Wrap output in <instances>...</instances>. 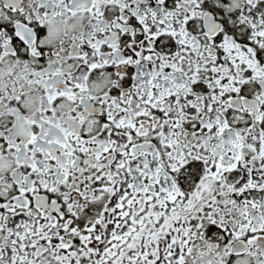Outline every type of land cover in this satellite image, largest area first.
I'll return each instance as SVG.
<instances>
[{"label":"snow or ice","instance_id":"6c2138e0","mask_svg":"<svg viewBox=\"0 0 264 264\" xmlns=\"http://www.w3.org/2000/svg\"><path fill=\"white\" fill-rule=\"evenodd\" d=\"M0 264H264V0H0Z\"/></svg>","mask_w":264,"mask_h":264}]
</instances>
